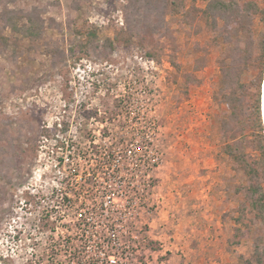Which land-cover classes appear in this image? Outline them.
Instances as JSON below:
<instances>
[{
	"label": "rangeland",
	"instance_id": "1",
	"mask_svg": "<svg viewBox=\"0 0 264 264\" xmlns=\"http://www.w3.org/2000/svg\"><path fill=\"white\" fill-rule=\"evenodd\" d=\"M263 81L264 0H0V264H264Z\"/></svg>",
	"mask_w": 264,
	"mask_h": 264
},
{
	"label": "water",
	"instance_id": "2",
	"mask_svg": "<svg viewBox=\"0 0 264 264\" xmlns=\"http://www.w3.org/2000/svg\"><path fill=\"white\" fill-rule=\"evenodd\" d=\"M262 117H263V125H264V81H263V88H262Z\"/></svg>",
	"mask_w": 264,
	"mask_h": 264
},
{
	"label": "built area",
	"instance_id": "3",
	"mask_svg": "<svg viewBox=\"0 0 264 264\" xmlns=\"http://www.w3.org/2000/svg\"><path fill=\"white\" fill-rule=\"evenodd\" d=\"M115 259H116V258H115L114 256L109 257V259H108L109 264H117V261H116ZM108 262H107V263H108Z\"/></svg>",
	"mask_w": 264,
	"mask_h": 264
},
{
	"label": "bare ground",
	"instance_id": "4",
	"mask_svg": "<svg viewBox=\"0 0 264 264\" xmlns=\"http://www.w3.org/2000/svg\"><path fill=\"white\" fill-rule=\"evenodd\" d=\"M261 109H262V103H261ZM262 114V113H261Z\"/></svg>",
	"mask_w": 264,
	"mask_h": 264
},
{
	"label": "trees",
	"instance_id": "5",
	"mask_svg": "<svg viewBox=\"0 0 264 264\" xmlns=\"http://www.w3.org/2000/svg\"><path fill=\"white\" fill-rule=\"evenodd\" d=\"M242 12H244V11H242ZM243 15V14H242Z\"/></svg>",
	"mask_w": 264,
	"mask_h": 264
}]
</instances>
